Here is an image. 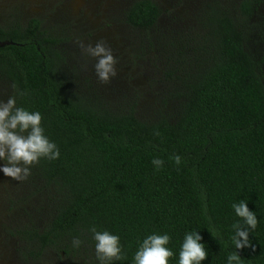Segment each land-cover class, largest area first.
<instances>
[{"label":"trees","instance_id":"trees-1","mask_svg":"<svg viewBox=\"0 0 264 264\" xmlns=\"http://www.w3.org/2000/svg\"><path fill=\"white\" fill-rule=\"evenodd\" d=\"M263 1L237 0L234 16L211 4L198 17L200 37L172 38L179 42L172 47L178 68L166 76L177 83L167 92L174 113L147 122L133 105L112 110L68 83L61 42L39 20L0 30V41L12 43L0 48V80L17 107L41 114L60 153L30 169L59 198L42 231L22 233L36 254L67 244L76 250V238L95 250V226L120 238L126 259L111 264H134L152 234L170 236L169 264H178L185 235L194 231L208 252L201 264H228L233 252L242 264H264V50L257 58L245 45ZM160 17L156 3L137 0L124 21L149 39ZM157 158L160 169L152 163ZM240 200L258 225L249 233L253 247L235 249L232 225L243 221L232 204Z\"/></svg>","mask_w":264,"mask_h":264},{"label":"rangeland","instance_id":"rangeland-1","mask_svg":"<svg viewBox=\"0 0 264 264\" xmlns=\"http://www.w3.org/2000/svg\"><path fill=\"white\" fill-rule=\"evenodd\" d=\"M134 1L137 0H0V24L9 22L12 27L20 21L39 20L42 29L61 42L68 83L84 88L86 96H98L112 110L133 105L135 116L147 122L174 113L175 103L167 92L177 83L171 84L166 76L178 68L172 47L179 42L172 38L183 39L184 43L187 38L200 37L197 20L202 11L217 3L234 16L237 0H151L159 6L161 17L149 39L125 24L124 14ZM263 32L264 1L249 23L245 42L246 49L257 58L264 50ZM100 40L105 41L117 60V75L107 84L97 78L96 59L82 51L78 43L95 45ZM8 97V85L0 80V100L6 103ZM6 163L0 159V169ZM58 201L55 190L34 176L16 181L0 170V264L97 261L96 251L85 244L76 250L68 244L60 245L38 255L22 236L30 229L42 231L52 219Z\"/></svg>","mask_w":264,"mask_h":264},{"label":"clouds","instance_id":"clouds-1","mask_svg":"<svg viewBox=\"0 0 264 264\" xmlns=\"http://www.w3.org/2000/svg\"><path fill=\"white\" fill-rule=\"evenodd\" d=\"M78 43L82 51L96 59L94 69L97 78L102 83H109L117 75L115 69L117 60L111 49L106 47L105 41H97L95 45ZM19 94L23 95L22 92ZM59 155L57 145L45 135L42 116L39 112H29L23 107H17L14 96H10L6 103L0 100V159L7 162L0 170L7 177L16 181L27 180L31 175V167L38 164L42 158L55 160L59 158ZM172 159L176 165H180L182 161L179 155ZM152 163L160 169L164 161L157 158ZM232 208L243 221V224L237 222L232 225L234 229L232 243L235 249L253 247L249 240V233L258 225L256 214L249 210L245 200L233 203ZM89 231L92 232L96 242V258L100 264H111L114 260L126 259V256L122 254L119 236L107 231L99 232L95 226ZM201 239L198 231L185 235L178 264H201L207 258L208 252L205 245L200 243ZM170 240L167 234L147 236L135 253L134 264H169V259L174 256L173 251L167 247ZM72 243L73 247L79 248L82 241L76 238ZM227 259L228 264H242V259L237 252L230 253Z\"/></svg>","mask_w":264,"mask_h":264},{"label":"flooded vegetation","instance_id":"flooded-vegetation-1","mask_svg":"<svg viewBox=\"0 0 264 264\" xmlns=\"http://www.w3.org/2000/svg\"><path fill=\"white\" fill-rule=\"evenodd\" d=\"M29 20H31V19H29ZM25 21H23V22H25ZM2 24L3 25L0 24V30L3 31V32H8L9 31V28H10L9 22L8 23L7 22H3ZM0 43H4V42L0 41Z\"/></svg>","mask_w":264,"mask_h":264},{"label":"water","instance_id":"water-1","mask_svg":"<svg viewBox=\"0 0 264 264\" xmlns=\"http://www.w3.org/2000/svg\"><path fill=\"white\" fill-rule=\"evenodd\" d=\"M11 44H12V43H10V42L0 43V48H1V47H4V46L11 45Z\"/></svg>","mask_w":264,"mask_h":264}]
</instances>
